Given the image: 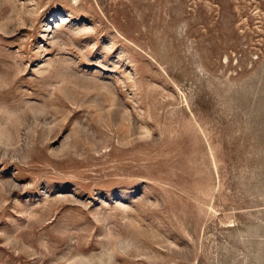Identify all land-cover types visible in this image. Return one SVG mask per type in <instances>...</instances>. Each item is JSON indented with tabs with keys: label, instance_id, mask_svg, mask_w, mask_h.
Instances as JSON below:
<instances>
[{
	"label": "rangeland",
	"instance_id": "obj_1",
	"mask_svg": "<svg viewBox=\"0 0 264 264\" xmlns=\"http://www.w3.org/2000/svg\"><path fill=\"white\" fill-rule=\"evenodd\" d=\"M0 264H264V0H0Z\"/></svg>",
	"mask_w": 264,
	"mask_h": 264
}]
</instances>
